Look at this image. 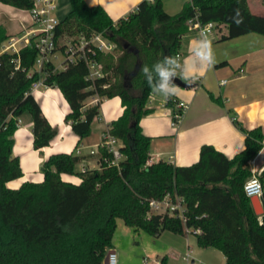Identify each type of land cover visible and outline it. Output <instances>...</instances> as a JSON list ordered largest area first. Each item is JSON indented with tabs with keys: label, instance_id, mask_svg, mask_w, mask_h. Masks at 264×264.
<instances>
[{
	"label": "trees",
	"instance_id": "trees-1",
	"mask_svg": "<svg viewBox=\"0 0 264 264\" xmlns=\"http://www.w3.org/2000/svg\"><path fill=\"white\" fill-rule=\"evenodd\" d=\"M0 2L26 11L34 7L33 0ZM70 7L55 29L54 54H64L68 40L94 34L114 43L115 53L95 49L89 54L103 65V76L93 81L86 80L88 66L79 57L62 70L52 61L37 69V37L18 53L0 54V264H105L119 219L156 238L165 231L190 232L200 248L221 252L226 264H264V215H256L244 191L252 176L250 163L264 145V130H247L234 119L245 135L242 152L228 158L212 145H203L198 162L176 166L167 161L149 164L152 138L140 126L151 112L146 105L154 92L143 68L156 79L152 66L179 55L189 20L198 15L201 23L224 28L220 40L225 41L249 33L264 35V17L251 12L249 0H190L176 15L164 10L162 0H144L116 22L103 7L89 6L85 0H70ZM8 39L0 26V44ZM40 81L63 94L70 107L65 121L79 144L91 136L101 114L100 103L87 108L86 101L95 96L121 99L124 112L106 131L122 143L119 167L109 166L106 150H101L97 168L83 170L78 166L85 157L57 153L43 162V181L8 187L24 175L13 153L21 116L28 113L32 118L35 150L49 147L57 135L33 95ZM168 105L174 108V100ZM63 175L80 182L65 181ZM167 196L182 199L186 222L152 212L151 202ZM159 264H168L167 257Z\"/></svg>",
	"mask_w": 264,
	"mask_h": 264
},
{
	"label": "crops",
	"instance_id": "crops-1",
	"mask_svg": "<svg viewBox=\"0 0 264 264\" xmlns=\"http://www.w3.org/2000/svg\"><path fill=\"white\" fill-rule=\"evenodd\" d=\"M142 1L144 0H85L89 6L103 7L115 22L133 13ZM162 1L164 10L169 15H176L190 0ZM249 8L253 14L264 17V0H249ZM0 26L9 36L7 41L0 44L2 54L13 42H16L17 48H20L19 44L22 46V38L32 27V19L28 11L0 2ZM224 32V28L216 29L211 35L216 63L210 70H203L197 63L195 68H189V75L194 77L189 80L183 79V74L177 70V77L192 84V87H179L178 94L171 97H165L155 91L151 94L146 105L151 112L140 122L143 133L152 138L149 164L167 161L176 166L192 165L198 162L203 145H212L228 158H233L245 149V135L235 125L234 119L247 130L259 127L264 130V35L249 33L221 41L220 37ZM16 36L19 37L15 39ZM198 39L195 33H189L182 38L179 53L181 65L191 61L192 50ZM7 42L10 43L6 45ZM56 68L59 69L60 64ZM33 95L57 135L49 147L41 151L35 150L32 118L27 117L22 121L24 115L21 116L14 135L13 153L20 158L24 175L8 183V187L17 189L26 181H43L41 166L52 154L75 152L85 157L78 170L97 168L98 157L89 156V151L100 142L110 124L122 116L124 107L121 99L95 96L86 101L87 108L100 103L101 114L93 123L91 136L79 144V137L65 121L70 107L61 91L58 88L44 87ZM170 99H173L174 103L183 101L189 105L176 128L171 126L174 108L168 105ZM250 165L252 174H259L264 187V145ZM62 178L72 183L80 182L76 176L63 175ZM258 198L264 210V190ZM162 238H166L172 245L164 254L156 255L154 264H159L164 257H167L168 264H173L169 256L173 252L176 256L183 253L186 263L187 254L191 255L194 264L197 261L200 264L214 262V248H200L197 237L193 234L177 235L165 231L158 237L159 240ZM110 251L116 252H108ZM220 254L226 264L225 256L221 252ZM204 260L212 262L204 263ZM149 261L148 256L143 259L144 264Z\"/></svg>",
	"mask_w": 264,
	"mask_h": 264
},
{
	"label": "built area",
	"instance_id": "built-area-1",
	"mask_svg": "<svg viewBox=\"0 0 264 264\" xmlns=\"http://www.w3.org/2000/svg\"><path fill=\"white\" fill-rule=\"evenodd\" d=\"M34 7L28 10L32 19V27L24 34L22 40L23 44L20 48L16 47V42H13L5 52L18 53L24 46L32 44V38L37 37L36 48L38 49L39 56L36 61L37 69H41L47 62H54L53 58L56 44L54 42V33L56 27L60 21L55 17L57 10V0H33ZM154 1V0H149ZM26 30V29H25ZM216 30V24L213 22L201 23L198 15L189 20V33H195L199 38L201 32H203L210 40L211 35ZM116 46L110 42L103 34H94L90 38L81 37L78 41L74 42L68 40L66 42V51L63 54L64 60L60 63V68L57 70L65 69L68 62H74L78 57L85 59L89 74L86 77L87 81H93L96 78L103 76V65L96 61V59L89 54H95V49L102 53H113ZM179 57V55L177 56ZM56 59V58H55ZM43 83L40 81L34 84L33 94L35 90L41 89ZM46 88V87H45ZM189 105L183 101L175 103V107L172 113L171 126L176 128L182 121ZM122 143L119 139L114 137L108 132H104L99 143H97L90 151V156H97L100 158L101 150H106L110 154L111 158L106 159L109 166L119 167L120 163L124 160V155L121 151ZM79 155V154H78ZM98 165V161H97ZM255 180L259 184V190L255 188L246 190V185ZM263 183L259 177V174H252V176L246 181L244 185L245 194L249 197H261L263 194ZM251 193V194H249ZM151 210L154 213H169L181 218L186 222L185 217V205L181 198H177L176 201L169 196L165 197L161 201H152ZM187 234H191L188 232ZM108 264H118V254L115 251L108 252ZM191 255L187 254V264H194L191 261Z\"/></svg>",
	"mask_w": 264,
	"mask_h": 264
},
{
	"label": "rangeland",
	"instance_id": "rangeland-1",
	"mask_svg": "<svg viewBox=\"0 0 264 264\" xmlns=\"http://www.w3.org/2000/svg\"><path fill=\"white\" fill-rule=\"evenodd\" d=\"M57 6L55 17L59 21H62L70 10V0H57ZM17 37L19 36H16L15 39ZM9 43L10 42H7L6 45ZM18 47H21V44H19ZM1 50L2 47H0V51ZM113 53H115V51ZM53 59L54 64L58 66L64 60V55L63 53L58 52ZM27 117L31 118L30 114L25 113L22 117V121H25ZM95 157L97 158V156ZM96 167H98L97 164ZM112 245L114 248L112 247L109 250H116L118 254V264H144L143 259L146 256L150 257L148 264H154L153 259L156 255L164 254V252H166L172 244L166 238L159 240L158 238L147 234L143 230H134L133 228L128 227L123 220L119 219L112 240ZM212 251L215 256L212 257L214 262L211 264H224L222 258H220V252L215 249H212ZM169 256L172 259L173 264H187L183 259V253L176 256L173 252ZM203 262L207 263L212 261L204 260ZM196 264L200 263L197 261Z\"/></svg>",
	"mask_w": 264,
	"mask_h": 264
},
{
	"label": "clouds",
	"instance_id": "clouds-1",
	"mask_svg": "<svg viewBox=\"0 0 264 264\" xmlns=\"http://www.w3.org/2000/svg\"><path fill=\"white\" fill-rule=\"evenodd\" d=\"M239 23V21H237ZM193 57L189 63L181 65L179 57L166 56L162 61L157 62L152 67L156 70V79L148 75L149 68L145 66L143 73L147 79L149 86L153 88L156 93L162 94L165 97H171L178 94L179 86L174 82L177 78L178 71L183 74V79L189 80L194 78L189 75V68H195L199 63L203 70H210L216 63L215 52L211 40L201 32L200 38L197 40L193 48ZM246 190L255 188L258 192L259 184L253 180L248 183ZM251 194V193H249Z\"/></svg>",
	"mask_w": 264,
	"mask_h": 264
},
{
	"label": "water",
	"instance_id": "water-1",
	"mask_svg": "<svg viewBox=\"0 0 264 264\" xmlns=\"http://www.w3.org/2000/svg\"><path fill=\"white\" fill-rule=\"evenodd\" d=\"M174 82L181 88H190L193 86L192 84L183 82L178 77L176 78V80ZM251 204H252V207H253L257 216L264 215V210H263V207H262L261 202H260L258 197H252L251 198ZM104 263L108 264V255H107Z\"/></svg>",
	"mask_w": 264,
	"mask_h": 264
},
{
	"label": "bare ground",
	"instance_id": "bare-ground-1",
	"mask_svg": "<svg viewBox=\"0 0 264 264\" xmlns=\"http://www.w3.org/2000/svg\"><path fill=\"white\" fill-rule=\"evenodd\" d=\"M40 89L35 90V93L38 92Z\"/></svg>",
	"mask_w": 264,
	"mask_h": 264
}]
</instances>
